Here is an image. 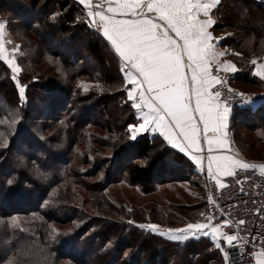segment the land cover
Returning <instances> with one entry per match:
<instances>
[{
	"label": "trees",
	"instance_id": "obj_1",
	"mask_svg": "<svg viewBox=\"0 0 264 264\" xmlns=\"http://www.w3.org/2000/svg\"><path fill=\"white\" fill-rule=\"evenodd\" d=\"M53 14L57 15L53 17ZM213 16L216 20L214 30L218 33L241 30L240 26L246 21H249V27L255 23L241 35L225 38L222 44L230 51V57L239 69V73L231 79L232 83L262 87V81L252 73L251 58L264 47V0H220ZM0 19L7 22L8 34L10 32L13 36L23 32L21 40H30L33 46L42 48V54L49 60L40 54L37 64L45 61L55 70L53 72L59 73L56 77L49 74L51 77L46 78L31 66L24 67L19 79L26 86L27 103L23 107L17 85L11 79V71L0 61V121H3L0 132L11 123L15 112L22 117L19 131L14 132L13 129L8 137V146L0 148V243L2 239L7 242L6 248H0V256H3L0 264L14 257L22 258L26 264H106L112 257V262L108 264H215L221 254L207 239L200 238L183 246L175 245L143 233L135 226L123 227L129 232L121 235L126 242L117 238L112 245L114 249L119 247L115 256L109 253L103 242L95 244V239L108 234L117 224L97 220L96 217L88 218L82 207L84 202L81 207H74L70 201L76 194L71 192V186L87 190L81 180L99 174L104 166L105 170L109 169L94 184L96 189L92 191L89 202L94 208L97 201L93 197L102 196L104 187L113 176L126 177L144 194L163 183L162 180L157 181L159 177L193 183L201 181V178H197L196 168L185 156L160 138L145 134L132 139L127 133L128 125L136 123V118L126 97L124 89L127 84L120 62L104 39L87 28L85 10L81 5L74 0H0ZM26 33L37 34L38 40H33ZM64 35L72 40L71 47L75 51L59 53L61 48L58 46L56 49L53 41L58 42ZM44 39H51V47L45 44ZM83 79V83H94L86 93L78 87ZM5 87L12 92V98L3 90ZM43 91L49 94L46 98L41 96ZM36 101L43 105L46 115L45 121L43 119L37 125L31 123L29 111ZM238 105L233 108V115L243 114L246 118H238L237 123L232 118V122L248 131L259 130L264 124V107L249 111ZM116 119L120 121L119 128L114 127ZM62 121L65 123L62 124ZM53 125H57L55 129ZM89 128L104 129L106 139L110 137L111 140L110 156L102 157L101 150H94L95 146L100 149L104 146L101 138V142L93 140L95 133ZM235 129L236 126L231 129L232 135L237 148H240V135ZM41 134L53 147L57 144L64 146V151L49 148ZM20 157H24L23 165L20 164ZM37 165L48 173L47 180L35 175ZM83 167L87 170L81 171ZM13 177V183L9 184L8 180ZM54 192L68 206L64 209L68 212L63 214V219L56 217L59 207H55V211L59 210L54 213L52 207L43 206L49 197L52 199ZM94 209L98 210V207ZM52 222L79 223L83 226L77 235H74L75 232L62 235L55 246L52 238L37 241L33 234L41 238L50 235L48 225ZM89 223H95L97 231L91 236L93 243H84L79 240V235L88 231L84 227H88ZM80 245L85 248H78ZM132 247L131 254L124 258ZM174 256L178 257L177 262Z\"/></svg>",
	"mask_w": 264,
	"mask_h": 264
},
{
	"label": "snow or ice",
	"instance_id": "obj_2",
	"mask_svg": "<svg viewBox=\"0 0 264 264\" xmlns=\"http://www.w3.org/2000/svg\"><path fill=\"white\" fill-rule=\"evenodd\" d=\"M74 2L83 6L88 27L102 34L124 65L121 69L124 80L131 85L124 90L138 117L136 123L127 127L132 139L148 129L158 132L164 142L188 155L199 171H204L206 165V183L214 182L218 190L225 187L221 176L232 177L238 170H258L259 177L264 179V163H249L228 154L231 147L227 128L232 111L229 101L238 96L241 104L248 105L253 103V97L234 92L230 87L224 90L227 78L220 75L221 70L234 73L237 68L231 61L221 62L225 52L217 49L223 38L213 37L210 31L216 23L212 13L219 0H102L96 5L92 0ZM104 2L108 4L106 9ZM6 28L7 22H0V61L10 69L20 101L26 102V86L19 82L21 68L15 56L20 46L11 48L13 55L10 58L5 45L12 41L5 39ZM251 63L256 65L253 75L264 80V64H257L256 60ZM78 87L85 93L90 89V85L83 82ZM21 120L22 117L15 112L11 121L14 131H19ZM41 138H44L42 134ZM7 146L8 138L0 132V148ZM20 164H24V157H20ZM35 175L45 180L48 177L38 165ZM14 179H9L8 183L12 184ZM208 202L214 204L211 194ZM49 203L45 201L43 206ZM257 212L264 214L262 209ZM215 219L209 214L207 223H188L184 229H168L166 232L159 231L155 224L140 227L174 242L202 233L210 237L221 252L224 264H229L231 253L227 249L245 247L249 239L235 233L233 225L236 222L233 220L225 218L213 223ZM245 224L243 219L238 221L239 226ZM225 228L233 230L225 231ZM252 241L251 246L255 249V238ZM250 255L255 264H264V244ZM4 264L26 262L14 257Z\"/></svg>",
	"mask_w": 264,
	"mask_h": 264
},
{
	"label": "rangeland",
	"instance_id": "obj_3",
	"mask_svg": "<svg viewBox=\"0 0 264 264\" xmlns=\"http://www.w3.org/2000/svg\"><path fill=\"white\" fill-rule=\"evenodd\" d=\"M86 19L87 18L85 14L84 22ZM3 21L4 20L0 19V22H3ZM248 23L249 21L244 22L242 26H240L242 28L241 30L237 29L232 32L228 30L225 33H219V34H221V36L224 39L227 37H236L238 35H241L244 30H247L248 28H251L252 26L255 25V23H251L252 26L249 27ZM240 27L238 28L240 29ZM6 33H7L5 37L6 41L7 40L12 41L11 44L6 43L5 45L6 48H8L9 50L10 58L13 55V53L11 52V48L14 47L15 45L20 46L19 50L15 53V56L17 57V63L21 68V72L18 75V79H20V75L23 74L24 67L27 68L28 66H31L33 69H36V71L39 74L41 75L43 74V76H45L46 78L51 77V75L49 74H52L54 77H56L59 74L57 71L53 72L55 70H53L51 66L48 65L47 62L45 61H43L44 63L43 62H39L38 64L36 63V61L38 60L40 61V58H41L40 54L43 53L42 48L39 45L33 46L30 40H21L23 38L22 36L23 32L18 33V34L15 33L13 36H11L12 34H10V32L8 34V32L6 31ZM27 36H29L33 40H35V38L38 40L37 34L35 35L27 34ZM16 37L19 38V40L15 39ZM71 41L72 40L70 38L64 35L61 37V39L58 42L53 41L54 42L53 44L57 46L56 49H58V46L61 48L59 49V53H62V51L64 50L73 52L75 51V49H72L71 43H70ZM44 42L47 46L51 47V43H50L52 42L51 39H44ZM51 49L53 50V48ZM259 52H260L259 54L251 58V61L253 59H257L258 63L264 61V47L262 51H259ZM28 57H30V59ZM44 58H46V60H49L47 56H44ZM30 60H32L33 62H30ZM88 64L91 66L90 63ZM253 68H252V72L254 70ZM11 76H12V73H11ZM221 76H224V75H221ZM258 79L261 80L263 83L262 87H259V88L252 87V86L246 87L238 83H232L233 80H227L226 85L232 88L235 92L244 93L248 96L253 97V103L248 104V105L243 104L242 106L239 104L242 107V109H248L249 111H252V110H259L258 108H260L261 106L264 107V80L260 78ZM83 81L84 79L81 80L80 82H83ZM42 82L44 83L43 80ZM93 84H94L93 82L89 83L90 86H93ZM97 86H99V84H97ZM3 90L10 93L11 98L13 97L12 92L7 87L3 88ZM47 95L49 94L46 91H43L41 93L42 97L46 98ZM26 103H27V95H26V102L20 101V105L25 107ZM34 105L35 106H33L31 110H29L31 111L30 121L32 124L37 125L38 123H41L43 121L46 115L44 114L43 105L39 103V101H36ZM233 118H234V122L237 123L239 119L240 120L242 118L245 119L246 115H243V114L236 115L235 114ZM96 120L98 121L97 118ZM234 122H232L231 129L233 130L236 126L235 130H237V134L240 135L238 138V141L240 142L241 147L239 146L240 148H237V151L240 152V154H242L247 160H255V161L264 163V124L261 125L259 130L256 129L254 131L253 129V130L248 131L244 128L239 127V125L237 126ZM100 123H103L102 120L100 121ZM119 125H120V121L116 119V121L114 122V127L119 128ZM53 126H54L53 129H55L57 125H53ZM13 129H14V126H12L11 123L7 127L4 128L3 132L5 133V136L7 138L11 136V134L13 133ZM89 130L95 133V137H93V140H96L97 142H99L100 141L99 138H101L102 142L101 141L100 142L104 146V148H101V149L99 146H95L93 147L94 150H101L100 153L102 154L101 155L102 157L106 155L110 156L109 151L111 150L110 149L111 140H110V137L106 139L107 133L104 131V129L101 130L97 128L95 129L89 128ZM51 131L52 130H50L49 133ZM45 140L46 139L44 137L43 141ZM46 145L50 146L49 148H53L55 151H59V152L60 151L63 152L65 149L64 146L56 147V145H54L53 147L50 143H47V142H46ZM93 160L94 159H92V162ZM17 162H19V159H17ZM85 168L86 167H83L81 171L87 170ZM107 170L109 169L105 170V166H104L100 170L99 174L88 176L85 178V180H81L87 186V190L86 189L84 190L81 187L76 186V185L71 186V192H74V194H76L75 195L76 197L75 196L72 197L70 201V203L74 207H81L80 206L81 203L84 202L82 207L88 218L96 217L98 218L97 220L106 221L108 223L115 222V224H117V226L114 227V229H112L110 232H108V234L106 233L104 236L100 237L99 240L95 239L94 241L95 244H99L100 242H103L105 245V248L109 249V253L112 256H115V254H117V250L119 249V247H116V249H114L112 245L115 244L117 238L118 239L123 238V236H121L122 234H126L127 232H129V231H126L127 229H123V227H126V226L138 227V229H140L143 233L155 235L159 237L161 240H163L162 242H165V241H166L165 243L171 242L175 245L179 244L183 246L185 244L191 243V241L200 239V234L202 233H197L196 236H189L187 239L174 242V241L169 240L166 236H161L158 233H153L151 230L147 228L142 229L140 225L155 224L158 226L159 231L166 232L168 229H184L188 223H197V222L207 223L208 220H207L204 194L201 189L202 188L201 181L198 180L199 182L197 181L195 183L185 182L182 180L171 181L169 178L163 179L162 177H159L157 181L162 180L163 183L161 184L159 183L158 185H156L154 189L152 190V192L148 194H144L140 191L138 186L131 184V182L126 177H120L118 175L116 176L117 177L116 178L115 176H113L109 179L110 180L109 184H107L106 187H104L102 196L95 195V197H93L97 201V204L95 203L94 206L93 205L92 206L94 208L98 207V210H95L89 204L92 198V194H93L92 191L96 189L94 184L97 180L104 177V174H105L104 171L107 172ZM197 178L199 179V176H197ZM54 190H57V189H53V191ZM62 199L63 198L60 195L57 196L56 193L54 192V196L52 197V199L49 197L48 201H50V203L46 206L48 208L52 207L53 212L55 211V207H59L60 211L56 213V215H58L56 217L60 219H63V214H65L66 212V210L64 209L68 207L67 205H65L66 202L63 201L64 199L63 200ZM202 213L203 215H201ZM88 221L89 220L87 219V222ZM94 224L95 223H89L88 227H84V228H88V231L86 232L82 231V233H80L79 235V240H82L84 243L88 241L93 243V239H91V236L93 237V235L97 231ZM27 225L28 223H25V227H28ZM48 226L51 229L50 235H45L43 238H41L40 236L36 237L34 234L33 236L37 241H40L41 239H45L46 241H48L50 238H52L51 242L55 241L54 242V246H55L56 243L58 242V239L62 235L69 234L71 232L72 233L75 232L74 235H77L78 234L77 231L79 230V228L83 226V224L82 225L80 224L79 226V223H76L74 225V224H58V223L52 222ZM53 229H55V232L53 231ZM123 239L126 242L125 237ZM32 242L33 241H31L30 243ZM1 247L3 248L7 247V242L4 241V239L1 240L0 248ZM78 248L82 249L85 247H82L80 245L78 246ZM132 249H134V247H132L131 249H128V251L126 252V256L124 255V258H127V256L131 254ZM37 253L39 254L40 252L38 251ZM113 258L114 257H112L111 259ZM111 259H108L106 264L112 262ZM177 260H178V257H175L174 261L177 262ZM215 262H216L215 264H224L220 256L218 257V261L216 260Z\"/></svg>",
	"mask_w": 264,
	"mask_h": 264
},
{
	"label": "built area",
	"instance_id": "obj_4",
	"mask_svg": "<svg viewBox=\"0 0 264 264\" xmlns=\"http://www.w3.org/2000/svg\"><path fill=\"white\" fill-rule=\"evenodd\" d=\"M92 3L96 5L100 2L92 0ZM85 24L89 28L86 20ZM89 29L98 33L93 28ZM227 88L228 86L226 85L224 90L226 91ZM229 103L234 108L240 104V98L238 96L234 97ZM197 173L201 178L207 217L209 214L214 215L216 219L213 223H219L225 218L233 220L236 222L233 225L235 233L249 239V243L245 247L237 249H227V246L222 244L231 253L229 264H255V260L250 254L253 251H259L260 246L264 244V239H262L264 238V214L257 212V209L264 210V179L259 177L258 170H238L232 177L221 178L225 187L218 190L214 182L206 183L207 174L205 170L201 172L197 169ZM210 194L214 198V204H209L208 202ZM241 219L246 221L243 226L238 225V221ZM233 229L225 228L224 230L232 231ZM252 238H255L257 245L255 249L251 246ZM241 253L244 255L241 256Z\"/></svg>",
	"mask_w": 264,
	"mask_h": 264
},
{
	"label": "crops",
	"instance_id": "obj_5",
	"mask_svg": "<svg viewBox=\"0 0 264 264\" xmlns=\"http://www.w3.org/2000/svg\"><path fill=\"white\" fill-rule=\"evenodd\" d=\"M100 3L102 2V0H98ZM219 2H220V0H219ZM108 7V4H107V2H104V8L106 9ZM215 10V9H214ZM214 10H213V12H214ZM212 15H213V13H212ZM213 18H214V16H213ZM215 25V24H214ZM214 25L212 26V28L210 29V31H212V34H213V37H222L221 36V34H219L218 32H216L215 30H214ZM101 37H102V34H99ZM103 38V37H102ZM223 38V37H222ZM104 39V38H103ZM223 40H224V38L220 41V43H219V46H218V51H224L225 52V55L223 56V57H221L220 58V60H221V62L222 61H231V62H233L232 61V59H231V57H230V51L227 49V47L226 46H224V44H222V42H223ZM104 41L107 43V41L104 39ZM107 45H108V43H107ZM109 47H110V45H108ZM110 49H111V47H110ZM111 51L113 52V54H114V50L113 49H111ZM114 56L117 58V60L119 61V59H118V57L114 54ZM253 60H256V61H258L257 59H253ZM252 60V61H253ZM120 62V61H119ZM234 63V62H233ZM257 64H264V61L263 62H260V63H258L257 62ZM120 65H121V69L124 67V65L120 62ZM236 65V64H235ZM253 65V64H252ZM213 67H216V65L215 64H213ZM253 69L255 70V68H256V65H253ZM236 68H237V70L234 72V73H232V72H224L223 70H221V72H220V75H224L226 78H227V80H231L233 77H234V75H236V74H238L239 73V69H238V67L236 66ZM253 70V71H254ZM253 73V72H252ZM122 74H123V76H124V73L122 72ZM257 77V76H256ZM259 78V77H258ZM125 83L127 84V87H130L131 85L129 84V83H127L126 81H125ZM126 97H127V94H126ZM130 102V101H129ZM240 105L242 106L243 104H241L240 103ZM238 106V107H241V106ZM134 114H135V118H136V122L138 121V117H137V115H136V113H135V110H134ZM234 114V110L232 109V111H231V115H230V119H229V126H228V128H227V133H228V139H229V141H230V147H231V151L230 152H228V154H230V155H235L237 158H239V159H242V160H244V161H246V162H249V163H254V164H259V163H263V162H258V161H255V160H247L242 154H240V152H238L237 151V143L235 142V140H234V137H233V135L231 134V128H232V118H233V115ZM145 134H147V135H149L150 137H158V138H160L162 141H163V137H161L160 135H159V133L158 132H153L151 129H148L145 133H141V134H139L138 136H140V135H145ZM164 142V141H163ZM167 146H169L170 148H172L170 145H168L167 144V142H164ZM173 150H175V151H177V152H179L180 154H182L183 156H185L193 165H194V167L196 168V171H197V167H196V165L193 163V161L189 158V156L188 155H186L185 153H182V152H180L178 149H174V148H172ZM207 153V149H206V147H205V154ZM205 172H206V174H207V170H206V165H205ZM224 176H221V178H223ZM200 238H203V239H207L208 241H210L212 244H213V242H212V240H211V238L210 237H206V236H204L203 234H200ZM214 245V244H213ZM214 247H215V245H214ZM221 254V253H220ZM221 257H222V254H221ZM222 260H223V258H222ZM224 262V261H223Z\"/></svg>",
	"mask_w": 264,
	"mask_h": 264
}]
</instances>
